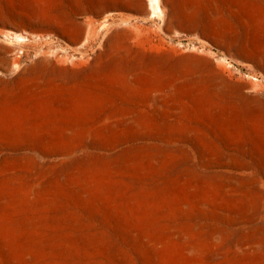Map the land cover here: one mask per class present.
Wrapping results in <instances>:
<instances>
[{"label":"rangeland","instance_id":"obj_1","mask_svg":"<svg viewBox=\"0 0 264 264\" xmlns=\"http://www.w3.org/2000/svg\"><path fill=\"white\" fill-rule=\"evenodd\" d=\"M0 264H264V0H0Z\"/></svg>","mask_w":264,"mask_h":264},{"label":"bare ground","instance_id":"obj_2","mask_svg":"<svg viewBox=\"0 0 264 264\" xmlns=\"http://www.w3.org/2000/svg\"><path fill=\"white\" fill-rule=\"evenodd\" d=\"M154 1H155V3H156V0H154ZM151 2H152V1H151ZM151 2H150V3H151Z\"/></svg>","mask_w":264,"mask_h":264}]
</instances>
